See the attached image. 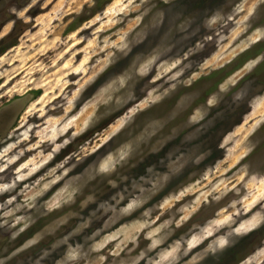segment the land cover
I'll return each mask as SVG.
<instances>
[{"label": "rangeland", "instance_id": "obj_1", "mask_svg": "<svg viewBox=\"0 0 264 264\" xmlns=\"http://www.w3.org/2000/svg\"><path fill=\"white\" fill-rule=\"evenodd\" d=\"M3 115L0 264H264V0H0Z\"/></svg>", "mask_w": 264, "mask_h": 264}, {"label": "flooded vegetation", "instance_id": "obj_2", "mask_svg": "<svg viewBox=\"0 0 264 264\" xmlns=\"http://www.w3.org/2000/svg\"><path fill=\"white\" fill-rule=\"evenodd\" d=\"M7 116L5 117V115H3V119L0 120V128H5L6 127V123L5 121L7 120ZM2 137V134H0V138Z\"/></svg>", "mask_w": 264, "mask_h": 264}, {"label": "trees", "instance_id": "obj_3", "mask_svg": "<svg viewBox=\"0 0 264 264\" xmlns=\"http://www.w3.org/2000/svg\"><path fill=\"white\" fill-rule=\"evenodd\" d=\"M5 49H6V46H5V47H3V49H2V50L4 51Z\"/></svg>", "mask_w": 264, "mask_h": 264}]
</instances>
